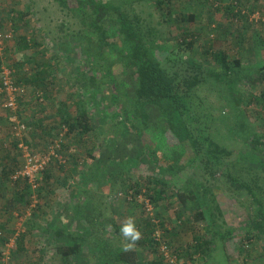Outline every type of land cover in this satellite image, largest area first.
<instances>
[{
	"label": "rangeland",
	"instance_id": "374dc122",
	"mask_svg": "<svg viewBox=\"0 0 264 264\" xmlns=\"http://www.w3.org/2000/svg\"><path fill=\"white\" fill-rule=\"evenodd\" d=\"M97 1L138 16L168 73L185 89L196 82L189 147L156 106L143 117L135 69L117 36L108 39L115 47L100 45L87 0H0V264H128L117 254L134 264H264L255 201L264 210V0ZM190 40L195 49L185 51ZM216 50L241 61L227 80L209 55ZM5 70L18 88L15 106ZM66 107L72 115L85 109L93 130L68 133ZM200 129L230 155L211 159ZM53 150L33 188L20 173L26 153ZM150 177L167 182L154 203ZM130 218L141 237L128 248L120 228Z\"/></svg>",
	"mask_w": 264,
	"mask_h": 264
},
{
	"label": "trees",
	"instance_id": "16d2710c",
	"mask_svg": "<svg viewBox=\"0 0 264 264\" xmlns=\"http://www.w3.org/2000/svg\"><path fill=\"white\" fill-rule=\"evenodd\" d=\"M87 2L89 7V12H87V14H89L88 26L91 31L98 36L100 45H109L112 43V46L115 47L117 40L113 38V42H109L108 39L112 36H117L119 41H121V49L125 52L124 58L127 59L135 69V73L138 77V87L136 88L134 99L139 105L138 108L142 107L140 112L143 117L148 120L150 118L147 112L148 106H156L163 115H165V123L175 132L180 142L184 145L182 146L188 148L189 141L187 137L189 134L186 127L189 122L191 111L189 96L196 82L193 81L184 84L187 85L185 89L181 86V82H178L175 77L168 73L159 55L146 43L144 26L138 16L131 17L130 13L124 9L121 4L99 2L97 0H87ZM162 3L163 1L160 2V4ZM232 6V8H234V5ZM227 13L236 15L232 9L227 11ZM190 17L192 18L193 16L191 15ZM184 43L186 44L185 51H192L195 49L193 40L185 41ZM209 55L220 64L222 69L221 77L224 80H227L229 76L234 74L236 67L240 66L241 63L239 58L230 61L225 50L212 51ZM194 64L198 66L195 62ZM43 72L44 70H42L40 74ZM40 74H38L37 78L40 77ZM224 86H227L231 91L229 93L233 100H240V95L238 96L237 94L239 90L236 89V83H224ZM118 94L119 93H116L115 99L118 98ZM61 117L62 123L67 126L68 133L78 132L79 130L85 134L93 130L91 118L85 109H83L82 112L79 111L76 115H72L66 107ZM185 129L187 131H185ZM142 131L143 129H139V136H141ZM200 138L206 143V151L211 159L219 162L220 158L224 157V155H230V151L220 146V144L212 139L205 130L200 129ZM190 144L194 146L191 140ZM65 146L66 144H61L62 149ZM228 177L233 185L246 188L254 196V192L248 184L239 181L235 176L229 175ZM148 184L158 185L149 188V192L146 194L153 203L166 196V181L150 177L148 179ZM135 192L136 194L142 193L141 190H135ZM255 201L259 206L258 214L264 222L262 202L258 199H255ZM151 230H153L152 226ZM150 241L156 243L155 241L157 240L153 236ZM80 247L81 244L79 242L73 246L64 247L66 249L65 255L68 256L70 253H76L77 249ZM116 258L118 261L134 264L133 258L127 259L126 255L117 254Z\"/></svg>",
	"mask_w": 264,
	"mask_h": 264
},
{
	"label": "built area",
	"instance_id": "2783aa9c",
	"mask_svg": "<svg viewBox=\"0 0 264 264\" xmlns=\"http://www.w3.org/2000/svg\"><path fill=\"white\" fill-rule=\"evenodd\" d=\"M3 85L6 89V91L10 94L9 96V105L15 106V94L18 91V88L15 84V82L12 80L10 76V70H5L3 75ZM3 89L0 90L2 92ZM57 147H61V144H56ZM26 149V148H25ZM52 155L58 156V154H55V151H51L48 156H40L37 155L35 152L28 151L25 155L26 157V163L24 166L20 169V173L22 177L27 178L33 188H37L39 185V174L43 173V171L46 169L47 165L49 164ZM18 176V175H16ZM132 193V192H130ZM122 194V193H121ZM141 197V194L138 195ZM137 196L134 194H129V198L133 199ZM150 201V199H148ZM146 203L148 202L145 200ZM149 205V204H148ZM152 207V206H151ZM153 209V208H152ZM150 210V208H148ZM156 240H158V236H155ZM167 247L165 244H162V250H165Z\"/></svg>",
	"mask_w": 264,
	"mask_h": 264
},
{
	"label": "clouds",
	"instance_id": "9594fccd",
	"mask_svg": "<svg viewBox=\"0 0 264 264\" xmlns=\"http://www.w3.org/2000/svg\"><path fill=\"white\" fill-rule=\"evenodd\" d=\"M120 233L129 241L128 248H131L132 244L141 237L140 230L138 229L135 221L131 218L121 226Z\"/></svg>",
	"mask_w": 264,
	"mask_h": 264
}]
</instances>
